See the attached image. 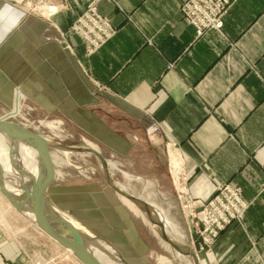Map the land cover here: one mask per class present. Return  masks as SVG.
Instances as JSON below:
<instances>
[{"label": "crops", "instance_id": "0c3cea01", "mask_svg": "<svg viewBox=\"0 0 264 264\" xmlns=\"http://www.w3.org/2000/svg\"><path fill=\"white\" fill-rule=\"evenodd\" d=\"M91 1L0 0V102L10 108L19 89L20 116L84 133L113 170L139 149L173 150L182 201L195 207L218 185H239L244 220L209 247L196 236L199 264H264V0H232L223 28L199 36L185 0H99L114 35L88 54L70 27ZM74 186L55 183L49 197L122 248L125 214L111 191ZM2 196L0 264H43Z\"/></svg>", "mask_w": 264, "mask_h": 264}, {"label": "rangeland", "instance_id": "374dc122", "mask_svg": "<svg viewBox=\"0 0 264 264\" xmlns=\"http://www.w3.org/2000/svg\"><path fill=\"white\" fill-rule=\"evenodd\" d=\"M39 1L40 0H33V2ZM33 9L36 10L35 6ZM78 36L83 40L81 35ZM83 42L85 44L84 40ZM64 44V48H66L67 45L66 43ZM85 46L89 54V49L86 44ZM18 97H20V92L16 89L13 99L10 101L11 109L0 102L1 118L8 121L19 122L33 130L36 129L50 136L54 142L61 144L63 147L88 148L86 142H84V140H88V137L84 135V133L69 132L65 129L66 126L62 127L61 125H59L58 130L50 129L46 126L45 121L41 122V117H36L37 115L20 116L22 114L20 113L22 103L21 99ZM91 147L100 151L95 145ZM70 152L71 154L68 156L70 158L68 159L65 153L61 152L60 149L52 148L55 168L60 178L53 180L49 188L55 183L76 185L74 186L76 189L87 188L89 185L94 184L102 189L111 191L110 193L117 199L116 210H120L121 207L120 211L123 210L125 214L124 226L122 227L121 233L122 236L120 237L119 234L116 236L118 240H122L123 245L121 244L122 248L118 245L116 246L131 264H186L185 261L177 255L176 250L168 242L163 240L160 233L157 231L158 228L156 229L155 222H157L158 227L163 226V221H161L160 217L165 222V230L168 234L167 237L178 244L180 243V245L193 247L196 253L194 238H196L197 235L194 233V223L197 217L194 216V210L206 199L200 200L196 207L193 206L192 202L182 201L184 197L180 191L182 192L187 179L182 171L179 170L180 161H177L179 164H176L175 161L172 160L171 153H175L173 150H170L169 155L167 147L164 148L163 152H159L158 154L151 148L139 149V157L135 155L137 157H133V159L126 161V163L118 166V168L113 170L111 169L112 166L109 164L108 175H106L99 158L94 153H82L79 151ZM176 159L179 160L178 157ZM67 160L70 161L67 162ZM127 170L131 172L129 174L127 173L128 175L125 173ZM61 177H63V179ZM108 177L111 178L115 184L114 186L118 188L122 186L121 189L123 188L122 190L126 193L142 197L158 209L162 215L156 217L157 215L151 212L153 211L151 208H146L139 203L121 196L114 189V186L110 185ZM49 188L47 197L48 200L54 204L49 197ZM77 194L82 195L83 193L80 192ZM7 202L10 204L8 200ZM54 205L59 207L56 204ZM64 205L74 207V204L70 202ZM11 206L12 205H10L12 209L10 212L11 220H17L20 226L27 224L23 234L24 241L31 250H36L37 255H40L42 252L43 264H50V261L52 262L51 256L58 257L55 261L58 264H81L72 254L70 255L67 253V249L53 241L51 237L40 229L38 230L36 226L27 221ZM144 208H146V212ZM68 213L73 215L70 212ZM152 214H155L156 218H153ZM119 216L121 217V215ZM172 224L174 226L169 227V225ZM170 234H172V237ZM174 236L176 238H174ZM197 239H199L198 236ZM188 257L189 260H193L191 256Z\"/></svg>", "mask_w": 264, "mask_h": 264}, {"label": "water", "instance_id": "95a60500", "mask_svg": "<svg viewBox=\"0 0 264 264\" xmlns=\"http://www.w3.org/2000/svg\"><path fill=\"white\" fill-rule=\"evenodd\" d=\"M0 133L4 135H0L1 137L7 138L12 144L17 141L29 140L33 142L43 151L45 159L44 171L39 178L38 185L29 191L20 189V192L13 191L8 187V182L1 174L2 165L0 163V191L10 202L12 207L32 225L36 226L46 235L51 237L53 241L70 251L75 259L82 264H103L101 258H99L100 251L101 255L103 252L106 256H114L115 260L121 264H130L125 255L120 252L110 240L97 234V232L78 218L60 209L48 200V188L56 177L52 148H66L59 143H55L52 139L50 140L47 135L36 129H30L28 126L19 122L7 121L1 117ZM67 149L71 151H87L94 153L99 158L106 175H108V163L100 151L94 148L83 149L81 147H68ZM108 179L110 185L114 186L115 184L111 178L108 177ZM114 189L121 196L139 203L146 208H151L158 217L162 215L158 209L142 197L126 193L117 186H114ZM160 219L163 221V226H160L162 227L160 235L163 240L168 242L176 251H179L183 255L191 256L194 259L195 264H199L197 255L191 248L183 249L180 245L167 237L168 234L164 227L165 222L161 217ZM95 240H97V244L94 243ZM103 244H108L111 248L104 249L102 246Z\"/></svg>", "mask_w": 264, "mask_h": 264}, {"label": "built area", "instance_id": "2783aa9c", "mask_svg": "<svg viewBox=\"0 0 264 264\" xmlns=\"http://www.w3.org/2000/svg\"><path fill=\"white\" fill-rule=\"evenodd\" d=\"M98 1L90 2L86 10L70 27L81 35L90 52L99 49L114 35L107 17L100 14ZM232 0H185L180 7L184 18L191 23L199 36L209 29H222L224 16ZM264 16V12H263ZM250 203L243 197V189L232 182L222 183L194 210L195 235L209 247L232 223L244 220Z\"/></svg>", "mask_w": 264, "mask_h": 264}, {"label": "bare ground", "instance_id": "6f19581e", "mask_svg": "<svg viewBox=\"0 0 264 264\" xmlns=\"http://www.w3.org/2000/svg\"><path fill=\"white\" fill-rule=\"evenodd\" d=\"M18 91L20 92L19 89H18ZM4 120H6V119H4ZM0 135L4 136L1 133H0ZM47 137L50 140L52 139L50 136H47ZM57 148L59 149L60 147H57ZM65 148L66 149L60 148V151L64 152L65 156L69 159L70 157H68V156H70L71 150H68L67 149L68 147H65ZM82 152H84V151H82ZM171 154H172V160L175 161L176 164H179V163H177V161H179V160L176 159L177 154H175L173 152ZM43 155H44L43 151L37 145H35L33 142H31L29 140L28 141H17V142L12 144V143H10V141L7 140V138L0 136V163L2 165V167H1L2 173L1 174L6 179V181L8 182V187L13 191H19V192H20V189H23V190L25 189L28 191L30 189H34L38 185L39 178H40L42 172L44 171L43 169H44V165H45V159H44ZM68 161H70V160H67V162ZM119 188L121 189V187H119ZM145 209L146 208H144V211L146 212L147 210H145ZM151 212H153V211H151ZM155 216H156L155 214H152L153 218L158 217V216H156V217ZM167 222H169V221H167ZM155 224H156L155 225L156 229L158 228L157 231L160 233L162 227H158L157 222H155ZM173 226H174L173 224L169 225V227H173ZM171 235L172 234H170V236ZM174 238H176V237L174 236ZM177 239H179V238H177ZM94 243L97 244V240H95ZM176 244H178V243H176ZM178 245H180V243ZM102 246L104 249L111 248V246H109L108 244H103ZM180 246H182L183 249L184 248H191L193 250V247H190V246H183V245H180ZM184 251H186V250H184ZM176 252H177V255L180 256L185 261L186 264H195L194 259L189 260L188 256L183 255L179 251H176ZM67 253L70 255L72 254L70 251H67ZM99 254H100L99 258H101L103 264H121L120 262L115 260L114 256H109V255L106 256V254L103 252L101 255V251ZM197 258H198V256H197ZM198 261H199V259H198ZM79 263H81V262H79Z\"/></svg>", "mask_w": 264, "mask_h": 264}]
</instances>
